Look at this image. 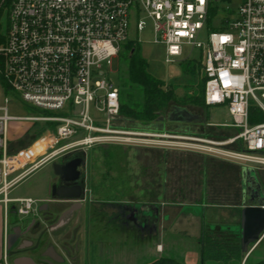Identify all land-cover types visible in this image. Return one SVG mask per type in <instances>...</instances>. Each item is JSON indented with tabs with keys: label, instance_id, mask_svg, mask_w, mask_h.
<instances>
[{
	"label": "built area",
	"instance_id": "1",
	"mask_svg": "<svg viewBox=\"0 0 264 264\" xmlns=\"http://www.w3.org/2000/svg\"><path fill=\"white\" fill-rule=\"evenodd\" d=\"M0 0V202L29 214L32 198L9 197L26 176L70 151L96 144H180L264 167V0ZM231 2V0H229ZM219 5V6H218ZM151 24L168 63L185 48L201 49L207 106L226 105V141L187 140L126 125L121 86L106 74L137 32ZM211 29L208 43L199 41ZM23 101L40 115L20 117L8 105ZM61 113V114H59ZM53 123L27 149L9 150L10 123ZM236 150L222 151L226 144ZM11 204H14L11 206Z\"/></svg>",
	"mask_w": 264,
	"mask_h": 264
},
{
	"label": "rangeland",
	"instance_id": "2",
	"mask_svg": "<svg viewBox=\"0 0 264 264\" xmlns=\"http://www.w3.org/2000/svg\"><path fill=\"white\" fill-rule=\"evenodd\" d=\"M240 1L222 0L219 3L221 10L218 14H223V10L228 7L232 11L237 10ZM211 31L204 29L199 35V41L207 44ZM130 38H134L135 41L139 38L138 52L147 61L149 73L163 80L165 89L172 88L178 102L186 100L184 105L175 101L170 102L165 109L167 113L174 106H185L194 112L190 113L189 119L202 120L199 128L204 127L209 133H216L218 128L207 125L210 120H230L226 105L207 106L204 101L201 49L186 47L182 58L168 63L163 46L154 43V34L148 21L145 29L140 32H137L135 23L131 22ZM128 56L129 53L123 50L121 57L114 60L113 66L106 68V74L117 85L123 86L124 98L126 93L131 92L135 102L143 103L142 87L130 83ZM194 99L200 104H194ZM8 109L14 116L40 115L23 101L10 103ZM135 123L139 125V122ZM129 125L132 126L131 123ZM54 126L53 123L12 121L9 150L16 152L29 148L34 139L43 135L48 127ZM239 131L237 128H232V135H236ZM151 146L147 143L96 144L91 148H84L82 152H85L87 160L85 170L87 181L83 197L76 201L51 202L46 198V182L49 176L47 174L51 169L49 164L34 171L23 181H19L13 189L11 188L9 197L27 196L35 203L29 214H20L15 211L16 209L9 212V232H12L16 226L25 230L31 222L39 223V226L26 236L33 242L32 246L23 249L20 253L33 254L36 259H46L43 253L55 248L62 256L63 262L69 264L75 254L74 239L79 237L83 239L78 254L80 264H143L154 259L153 250L155 247L158 249L160 245H163V254L157 252V257L169 255L183 264H224V261L219 260L220 256H227L228 264H241V260L233 257L235 250L240 246L241 228L238 221L239 212H233L231 208L232 190H226L224 193L213 190L208 193L204 207L200 209L193 207L202 206L200 189L205 169L210 172L209 181L212 183L217 175L230 173V161L207 160L204 169L203 157H198L199 160L195 164L196 175L186 177L185 174H180V169L187 165L188 157L191 158L190 155L193 153L175 151V156L178 158L173 161L174 175L170 171V177L167 179L172 190L176 189V191L165 195L164 166L167 161L164 156L165 148L170 146L156 145L159 146L156 151ZM172 146L182 148L180 144ZM227 146H221V150L228 151ZM153 167L157 169V176H152ZM259 175L264 180V172L259 171ZM194 180L198 181L200 188L199 193L194 194L191 199L189 198L191 194L181 191V188L184 190L187 184ZM175 183L177 188L174 187ZM256 186L254 182L253 193H257ZM30 188L31 190L27 192ZM252 189L250 187V190ZM239 190L238 187V194ZM112 202H125L126 206L117 207ZM166 202L170 204L164 206ZM247 202L252 203L251 200ZM44 204H48L49 209L43 211L41 206ZM179 204H189L192 208L182 207ZM68 215H71L70 223L56 230L58 221ZM136 215L140 216V222ZM134 216L138 223L132 222ZM233 221L238 222L232 225ZM202 232H204L205 244H202ZM85 238L89 245L87 248L91 251L87 260ZM18 250L17 245L12 247V252L9 254L10 263L16 255H19ZM204 255L214 258L205 259Z\"/></svg>",
	"mask_w": 264,
	"mask_h": 264
},
{
	"label": "crops",
	"instance_id": "3",
	"mask_svg": "<svg viewBox=\"0 0 264 264\" xmlns=\"http://www.w3.org/2000/svg\"><path fill=\"white\" fill-rule=\"evenodd\" d=\"M201 64V62H200ZM180 108H186L187 112L189 113H194L191 110H189L187 107L185 106H179ZM173 110V107L171 109H169V112L166 115H163L160 117V119H158L157 121L149 124V125H142L139 123V125H136V123H134V127L139 128L140 130H147L150 132H155V133H166L169 135H173L182 139H187V140H192V139H196V138H205V139H213V140H218V141H226L232 138V118H230L229 121H209V123L207 125L210 126H218V128H216V133H209L208 131L204 130L203 128H199L200 125H202V120H196V121H184V120H180V118L183 116V111L182 110H178L177 114L174 115V117L178 118L176 120H169L168 116L169 113ZM229 112V111H228ZM199 115V114H198ZM230 115V114H229ZM231 117V116H230ZM13 143V141H12ZM11 145V143H10ZM227 146V150L228 151H232V150H236L238 145L236 144H226ZM225 146V145H224ZM151 148L153 150H158L159 146H151ZM166 154H165V158L167 163H165L164 166V177H165V181H164V194H172L173 191H176V189L172 190V187L170 186V182L168 183V177H170V171H172V174L174 175L173 172V161L174 159L176 160V154L175 151L180 150V151H184V152H191L193 153L192 155H190L191 158L188 157V161L186 162V166L182 167L180 170V174L183 175L185 174L186 177H193L194 175H196L195 172V164L196 161H198L199 159H197L198 157H203L202 161H203V167L205 169V162L207 160L210 161H215V159L218 160H229L230 161V173L229 174H219L216 176V178L212 181V183H210L209 181V176H210V172H208L206 169L203 172V180H202V188L200 189V192L202 193L201 195V204L202 206H193L194 208L197 207L198 209H200L201 207H204L206 204V197L208 195L209 192L215 190L218 193H224L226 190H232V211L233 212H239L238 213V221H240V228H241V212L242 209L245 206H258L260 205V201H264V180H262L261 176L259 175V171H263L264 172V167L263 166H256V165H252V164H244L242 162H239L237 160H234L232 158H226L223 156H219L220 154H214V153H210V152H206V151H202L199 149H196L192 146H188V147H182V148H174L173 146L170 147H166ZM16 151V150H15ZM181 153V152H180ZM154 155V154H153ZM197 156V157H196ZM164 158V159H165ZM150 160L152 161V157L150 158ZM183 160V159H182ZM187 160V159H186ZM172 162V164H170ZM217 163H220L218 161H216ZM155 163V162H154ZM154 165V164H153ZM221 165L219 164V167ZM50 172V171H49ZM49 172L47 175H49ZM157 169H155L154 167L151 170L152 176H157L156 174ZM27 177V176H26ZM25 177V178H26ZM24 179V178H23ZM22 179V181H23ZM254 182L258 183L261 186V193L263 195H259L258 192L257 193H253V189L252 186L254 184ZM177 184L175 183V186L173 184V186L175 188H177L178 186H176ZM155 186L156 185V181H155ZM15 187V185L12 187V189ZM238 187L240 188L239 190V194L237 193L238 191ZM250 187L252 190H250ZM199 183L198 181L194 182H190L189 184H187V186L184 188V190L181 188V191L186 192L187 194H191L189 196V198H193L194 194H198L199 193ZM11 189V190H12ZM10 190V192H11ZM30 189H28L27 192H29ZM250 190V191H249ZM157 190H155L156 192ZM178 191V190H177ZM9 192V194H10ZM252 192V193H251ZM263 196V197H262ZM12 199H17V198H29L27 196L24 197H10ZM47 198V197H46ZM247 200H251L252 203H248ZM256 202V203H253ZM170 203H164V206H167ZM138 205V204H137ZM156 206V204H154ZM179 206L182 207H191V205L189 204H179ZM157 207V206H156ZM42 210H46L45 208H42ZM9 215V214H8ZM8 215H6L5 213V209L3 204L0 202V264H65L63 262V258L62 256L57 252V250L55 248H50L48 250H46L43 254H45L46 259H36L33 254H21L20 251H22L25 248H30L33 244L32 241L28 240L26 238L27 234L30 233L31 231H34L38 226L39 223H36L35 221L31 222V224L24 229H22V236L17 240V242L14 244L17 245L18 247V254L16 255L15 258H13L12 263H10L9 261V254L12 252L11 250H7V236L12 233L9 232V218ZM136 217L138 218V222H140V216L136 215ZM135 223H138L137 220L134 218L132 219ZM71 221V215L68 216H64L62 217L58 223L56 224L55 228L57 229H61L63 227H65L66 225H68ZM237 221V222H238ZM237 222L233 221L232 225H236ZM204 224V223H203ZM19 226H16L13 228V230L15 228H17ZM148 237V236H147ZM150 237V236H149ZM75 240V244H74V256H72L71 259V263L69 264H80V259H79V252H80V242L83 240L82 238L77 237ZM87 239L85 238V256H86V260H87V256L88 258L90 257V249L87 248L89 247V245L87 244ZM240 246H241V237H240ZM263 243H264V235L261 237V239L256 242L253 243L249 246V250L248 252H243V260L241 262V264H248L249 262H251L250 264H264V248H263ZM155 255H154V259L146 261L143 264H149L153 261H155L156 259L162 257V256H167V257H172L169 255H160V256H156V253H162L163 254V245H160L159 248L157 249L155 247ZM134 252V251H133ZM132 252V253H133ZM174 258V257H172ZM147 260V259H145ZM139 264V263H138ZM183 264V263H182Z\"/></svg>",
	"mask_w": 264,
	"mask_h": 264
},
{
	"label": "trees",
	"instance_id": "4",
	"mask_svg": "<svg viewBox=\"0 0 264 264\" xmlns=\"http://www.w3.org/2000/svg\"><path fill=\"white\" fill-rule=\"evenodd\" d=\"M124 50L129 53V79L133 85L142 87L144 92V101L135 102L131 92L126 93V97H123V86H121V111L122 118L126 121V125L133 126L135 122H139L142 125H149L161 116L166 115V107L172 102H178L172 88L165 89V82L157 79L148 71V63L142 58L138 52V46L132 42L125 45ZM201 65V64H200ZM202 68V66H201ZM203 94L205 93V79L203 78ZM193 100V99H192ZM194 104H200L196 99ZM205 101V99H204ZM181 105L186 104V100H182ZM202 244H205L204 232H202ZM236 260H243V252L241 246H239L233 255ZM205 259H212L214 256L204 255ZM219 260L224 261V264H228L227 256H220ZM149 264H182L178 260L172 257L162 256Z\"/></svg>",
	"mask_w": 264,
	"mask_h": 264
},
{
	"label": "water",
	"instance_id": "5",
	"mask_svg": "<svg viewBox=\"0 0 264 264\" xmlns=\"http://www.w3.org/2000/svg\"><path fill=\"white\" fill-rule=\"evenodd\" d=\"M178 110L183 111V116L180 120L191 121L189 117L191 114L187 112L186 108L174 106L169 113V120L173 121L178 118L174 117ZM54 170L56 174L60 172V165L55 164ZM59 196L62 198H82V189L79 186L63 187L60 189ZM264 235V201H260L258 206H245L241 212V248L243 252H248L249 246L258 242ZM22 236V229L17 227L7 236V250H11L17 240Z\"/></svg>",
	"mask_w": 264,
	"mask_h": 264
},
{
	"label": "flooded vegetation",
	"instance_id": "6",
	"mask_svg": "<svg viewBox=\"0 0 264 264\" xmlns=\"http://www.w3.org/2000/svg\"><path fill=\"white\" fill-rule=\"evenodd\" d=\"M83 149L70 151L69 153L64 154L60 158L50 161L45 165H50L51 169L49 172V176L46 182V197L49 201H62V202H71L76 201L79 199L74 198H62L59 196L60 189L63 187H75L79 186L82 189V197L84 195L85 186H86V176L85 170L87 167V160L86 156L84 155L85 152H82ZM60 165V172L56 174L54 170V165ZM256 190L259 195H263L261 193V186L256 183ZM263 197V196H262ZM114 206H119L124 208L125 202H112ZM116 204V205H115ZM117 204H122L117 205ZM135 206V205H134ZM45 208L46 210L49 209L48 204H44L41 206V209ZM134 208V207H133ZM44 211V210H43Z\"/></svg>",
	"mask_w": 264,
	"mask_h": 264
}]
</instances>
